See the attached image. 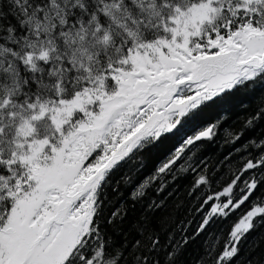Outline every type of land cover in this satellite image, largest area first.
Wrapping results in <instances>:
<instances>
[{
  "label": "snow or ice",
  "instance_id": "snow-or-ice-1",
  "mask_svg": "<svg viewBox=\"0 0 264 264\" xmlns=\"http://www.w3.org/2000/svg\"><path fill=\"white\" fill-rule=\"evenodd\" d=\"M257 85L264 0H0V264H186L197 238L195 264H264L241 256L264 228V136L245 139L264 106L224 130L237 166L197 157L227 118L203 114ZM178 174L198 220L167 210Z\"/></svg>",
  "mask_w": 264,
  "mask_h": 264
},
{
  "label": "trees",
  "instance_id": "trees-1",
  "mask_svg": "<svg viewBox=\"0 0 264 264\" xmlns=\"http://www.w3.org/2000/svg\"><path fill=\"white\" fill-rule=\"evenodd\" d=\"M264 106V86L257 85L253 91H240L234 95L228 97L221 105H214L209 108L202 116L201 121H212L217 117L224 115L227 118L224 119L222 130L214 141H205L203 146L197 152V157H204L206 161L211 165H215L218 171L224 172L228 166H237L236 157L239 153L232 151L230 159L233 161V165H228L227 161L217 164V161H221L225 153L229 152V146L223 143L224 130L236 129L239 130L242 127L243 119L247 114L255 111L258 107ZM264 136V126L258 127L254 131H250L246 134L247 137ZM243 142V141H242ZM177 140L175 138L167 141L163 148L160 150L158 156L150 157L146 160L145 167L138 173H130L132 176V185L144 180L148 175L152 174L157 161L170 149H172ZM169 179L171 187V194L167 198L168 211L173 216H180L184 219H199L198 215L194 214L191 209L195 206L196 201L189 196V189L192 186V176L178 174L175 180ZM130 185L127 188H122V192L127 196L131 191ZM187 210V211H186ZM230 225L225 223V236L227 235V228ZM195 227V223L192 224ZM220 225L216 226V231H219ZM259 245L255 249L254 255L264 259V228L253 232L249 237V243L245 246L244 252L241 256L244 257L249 248L253 245ZM203 253L202 238H197L194 242L190 243L185 256L186 264H195L197 258Z\"/></svg>",
  "mask_w": 264,
  "mask_h": 264
}]
</instances>
